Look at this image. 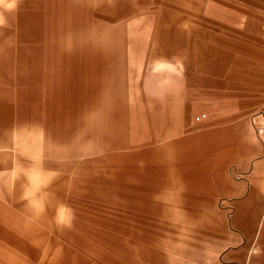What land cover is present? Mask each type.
Returning <instances> with one entry per match:
<instances>
[{
    "label": "rangeland",
    "instance_id": "374dc122",
    "mask_svg": "<svg viewBox=\"0 0 264 264\" xmlns=\"http://www.w3.org/2000/svg\"><path fill=\"white\" fill-rule=\"evenodd\" d=\"M7 15L0 264H264V234L233 220L264 195V0H22Z\"/></svg>",
    "mask_w": 264,
    "mask_h": 264
},
{
    "label": "clouds",
    "instance_id": "9594fccd",
    "mask_svg": "<svg viewBox=\"0 0 264 264\" xmlns=\"http://www.w3.org/2000/svg\"><path fill=\"white\" fill-rule=\"evenodd\" d=\"M22 0H0V28L9 26L8 15L19 10ZM31 203V202H30ZM43 206L41 205V211ZM74 219L73 210L65 204H60L56 208L57 223L64 227H71Z\"/></svg>",
    "mask_w": 264,
    "mask_h": 264
},
{
    "label": "crops",
    "instance_id": "0c3cea01",
    "mask_svg": "<svg viewBox=\"0 0 264 264\" xmlns=\"http://www.w3.org/2000/svg\"><path fill=\"white\" fill-rule=\"evenodd\" d=\"M146 114L147 112L144 108H142V115L145 117ZM253 199L254 202L252 213H247L245 214V216H243L240 215V211L236 215H234L233 220L236 222H240L243 228L246 230H254L255 228H257L260 234H264V213L261 216L259 213V210L264 205V195H256L253 197Z\"/></svg>",
    "mask_w": 264,
    "mask_h": 264
},
{
    "label": "built area",
    "instance_id": "2783aa9c",
    "mask_svg": "<svg viewBox=\"0 0 264 264\" xmlns=\"http://www.w3.org/2000/svg\"><path fill=\"white\" fill-rule=\"evenodd\" d=\"M207 113L201 112L195 115V119L197 120H203L206 118ZM251 124L253 126V129L256 133V136L259 137L260 141L264 143V112L260 111L257 113H254L251 117Z\"/></svg>",
    "mask_w": 264,
    "mask_h": 264
}]
</instances>
